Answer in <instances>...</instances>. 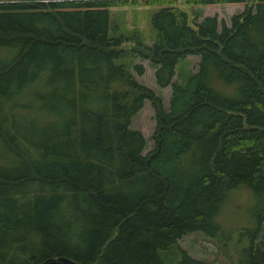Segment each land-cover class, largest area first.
<instances>
[{"label": "trees", "instance_id": "16d2710c", "mask_svg": "<svg viewBox=\"0 0 264 264\" xmlns=\"http://www.w3.org/2000/svg\"><path fill=\"white\" fill-rule=\"evenodd\" d=\"M142 3L156 40L132 51L171 87L169 110L118 64L110 9L137 0H0V264H164L182 236H217L232 188L264 201V0H186L245 7L194 27L177 0ZM187 55L197 72L174 84ZM146 101L145 156L129 126ZM263 226L264 207L241 264H264Z\"/></svg>", "mask_w": 264, "mask_h": 264}, {"label": "rangeland", "instance_id": "374dc122", "mask_svg": "<svg viewBox=\"0 0 264 264\" xmlns=\"http://www.w3.org/2000/svg\"><path fill=\"white\" fill-rule=\"evenodd\" d=\"M134 1V0H128ZM178 8L187 12L188 22L191 27L205 17L216 16L218 23H226L230 26V20L236 13H243L245 7L236 5H211L190 6L186 0H177ZM111 33L114 36H122L126 41L120 49H124L122 60L118 64H125L128 72L133 78L147 89H151L156 96L162 100L163 108L169 110L171 87L158 88L155 81L154 65L136 56L132 51L138 47L140 41L142 46H152L156 40V34L149 23L151 15L157 11L156 8L144 7L142 0H137L134 7L121 5L111 7ZM199 58L187 55L178 62L175 68L174 84L184 85L191 74H195L198 68ZM141 65L143 73L135 71L134 66ZM156 120L152 103L146 101L139 113L133 118L129 127L140 131L146 141L143 155H147L154 148L153 135L156 129ZM264 207V201L256 198L248 186H238L227 192L225 203L218 216L217 223L220 232L215 238H211L201 232L195 231L182 236L177 244L172 246L170 253L160 252L161 261L164 264H178L181 252L203 262L204 264H241L246 257V247L250 243V234L256 227V213ZM260 245L264 248V226L260 233ZM180 250V251H179Z\"/></svg>", "mask_w": 264, "mask_h": 264}, {"label": "water", "instance_id": "95a60500", "mask_svg": "<svg viewBox=\"0 0 264 264\" xmlns=\"http://www.w3.org/2000/svg\"><path fill=\"white\" fill-rule=\"evenodd\" d=\"M42 264H78L75 261H73L71 258H65V257H55L52 259H46L43 261Z\"/></svg>", "mask_w": 264, "mask_h": 264}]
</instances>
